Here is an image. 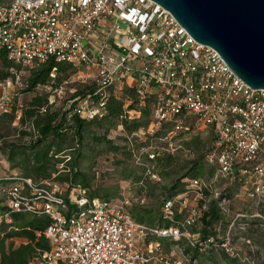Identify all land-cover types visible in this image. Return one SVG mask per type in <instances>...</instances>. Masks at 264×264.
I'll return each mask as SVG.
<instances>
[{
  "label": "built area",
  "instance_id": "obj_1",
  "mask_svg": "<svg viewBox=\"0 0 264 264\" xmlns=\"http://www.w3.org/2000/svg\"><path fill=\"white\" fill-rule=\"evenodd\" d=\"M1 51L23 68L55 58L90 71L95 94L104 101L74 109L86 119L102 117L107 89L134 90L140 107L151 99L152 122L144 133L152 137L165 124H174L160 139L168 146L150 148L151 160L178 152L180 133L211 131L215 141L207 160L216 167L213 180L223 183L215 201L222 215L231 216L217 238L204 241L191 232L209 209L207 200L198 210L187 209L192 192L204 199L207 185L199 179L182 195L167 199L163 215L173 224L164 228L135 221L128 199L101 200L82 188L65 195L52 180L35 183L16 177L0 186L9 214L51 219L43 233L50 250H38L30 264L165 262L155 255L159 244H147L152 236L186 240L194 251L218 250L236 258L235 236L246 229L240 222L253 220L264 230V89L249 87L213 47L198 43L163 6L153 0H10L0 6ZM21 77L19 73L0 83V113L15 106L9 90L25 88ZM128 116L133 119L140 112ZM147 176L158 179L151 171ZM179 198L180 214L186 215L175 222Z\"/></svg>",
  "mask_w": 264,
  "mask_h": 264
},
{
  "label": "trees",
  "instance_id": "obj_2",
  "mask_svg": "<svg viewBox=\"0 0 264 264\" xmlns=\"http://www.w3.org/2000/svg\"><path fill=\"white\" fill-rule=\"evenodd\" d=\"M9 1L0 0V6ZM26 69L29 70V76L23 80L25 84V88L21 89L23 93L35 92L40 87L51 90L55 87L58 88L65 82L64 79L71 70H77L73 64L57 62L55 58L39 63L33 69ZM19 73L23 74L22 67L10 60L5 51H1L0 83L6 82L9 78L14 79ZM52 74H55L54 78H52ZM93 85H86L81 91L77 90L66 111L52 110L54 104L50 102L51 91L36 95L24 107H19L15 101L19 94H15L16 98L12 96L15 106L10 113H4L0 116V154L6 158L11 170L18 169L22 175L12 176L8 179L1 178L0 186L10 185L16 181V177H22L31 179L35 183L44 180H59L67 183L71 189L82 188L89 191L90 177L81 171V165L89 161L92 162L91 165L94 164L97 146L111 149L112 140L108 139L109 133L118 129L119 126H123L130 135L142 129L146 131L149 128L153 115L151 99L144 107H140L137 94L128 88L108 89L112 92H106L105 103L101 106L103 109L101 118L86 119L76 113L74 109L77 107L78 100L83 99L85 102L91 100L95 106L104 101L100 95L95 94L96 87ZM133 110L139 111L140 116L129 119L128 113ZM18 117H20L21 126L27 125L28 129L35 132V135H32L30 131H21L22 137L30 136V140L26 143L8 142V139L13 135V127L11 126ZM173 127V123L165 124L152 137L160 140L172 131ZM187 148H194L196 156L185 166L187 171L181 177V181L174 183L171 190L167 191L166 197L163 198V204L158 208L153 209L143 205L130 208L135 221L144 223L149 227L167 228L173 224L169 219H164L163 215L167 199L182 195L193 180L199 179L208 182L214 177L216 167L208 166L206 159L209 154L207 157L201 155L200 141L196 139L187 143ZM112 150L116 153L119 151V147H112ZM163 155L155 160H151L149 157L148 160L156 161L158 168L166 171L176 161V157L167 153ZM132 177H134V181L141 179L137 182L143 184L142 177L137 174L128 176L126 179ZM143 188L147 187L144 186ZM89 195L101 200L113 198L111 193L100 196L90 192ZM216 204L215 200L210 202L208 211L199 220L203 225L201 231L194 232L199 221L190 228L192 233H199L204 241L217 238L218 232L214 225L222 224L225 229L231 220L230 215L224 216L218 211ZM185 213L178 214L175 210L174 221H182ZM7 214H9V208L0 198V264H30L38 250H50L48 241L43 235L44 230L51 222L48 216L37 217L29 213H13L6 218ZM240 224L257 228L256 222L253 220H244ZM15 239H21L23 242L16 245ZM158 241L159 244L163 243L160 238ZM237 262L236 260L232 264H238Z\"/></svg>",
  "mask_w": 264,
  "mask_h": 264
},
{
  "label": "rangeland",
  "instance_id": "obj_3",
  "mask_svg": "<svg viewBox=\"0 0 264 264\" xmlns=\"http://www.w3.org/2000/svg\"><path fill=\"white\" fill-rule=\"evenodd\" d=\"M9 1V0H8ZM23 74L21 81L29 76V70L23 68ZM90 71L85 70H71L68 76L64 79L65 82L58 88L52 90L38 88L32 93H23L18 85L11 87L10 94L15 97V94H19L16 103L19 107H24L33 97L40 94H45L51 91L50 102L54 104L52 110L61 109L66 111L72 103V98L77 90L81 91L86 85H93ZM94 86V85H93ZM117 92L116 90H114ZM107 93L112 92L106 90ZM93 101L85 102L83 99L78 100V105H84L86 107H95ZM3 113H0V116ZM21 115V113H19ZM136 115V114H134ZM12 136L8 139V142L26 143L30 140V136L22 137L21 131H30L32 135L35 132L28 129L26 126H21L19 118L12 124ZM15 129H17L15 131ZM142 129L137 132V135H130L126 132L123 126H119L118 129L112 130L108 139L112 140L111 149L109 147L97 146L95 152L96 160L91 165V161L83 163L81 165V171L90 177V188L87 192L104 195L105 193H111L113 200H119L125 198L130 201V208H135L137 205H143L148 208L156 209L163 204V198L166 197L167 191H170L174 183L181 181V177L186 173L185 166L196 156L195 149H188L187 143L193 142L198 139L200 141L201 155L211 154L212 146L214 144V136L209 130L195 131V133H180L178 138H182V146L178 152L173 154L176 157V161L167 168L166 171L158 168L156 161H149L150 148H165L168 143L148 136ZM92 144V143H91ZM95 144V143H93ZM112 147H119V151L114 153ZM167 153V152H165ZM179 153V154H177ZM169 154V153H167ZM164 156L163 154L161 157ZM209 167H214L213 163H209L206 159ZM62 168V166H60ZM155 173L158 179L149 178L148 172ZM164 175H163V174ZM139 175L142 177L143 184H139L140 180H135L134 177L126 179L128 176ZM22 175L18 169L11 170L10 164L0 154V178H8L12 176ZM59 186L63 194H69L72 189L68 187V184L62 181H53ZM206 188L204 190V199L201 201L197 195V191L192 192L188 199V210L202 208L204 201L209 203L215 200L216 194H220L223 188V183L216 182L210 179L208 182L205 180ZM190 185V184H189ZM146 186L147 188H143ZM205 187V186H204ZM75 194H78L77 190H74ZM200 194V192H199ZM176 204L175 210L180 214L181 205L180 201ZM239 205L236 206L238 208ZM185 212V211H183ZM217 232L222 233L225 231L224 225H214ZM203 228L202 222L199 221L198 226L194 229V232L201 231ZM245 240H249L251 244L244 243ZM16 245L23 242L21 239H15ZM158 243V239L155 236L149 237L148 243ZM236 246V258L229 257L220 251H213L206 249L204 251L194 250L188 245L186 240L176 241L173 239H166L163 243L159 244L158 249L155 251V255L163 261H169L171 264H232L234 261H238V264H264V230L246 227L245 231H238V235L235 236ZM196 253V255L193 254ZM191 260V261H187ZM165 262L153 259L150 264H165Z\"/></svg>",
  "mask_w": 264,
  "mask_h": 264
},
{
  "label": "water",
  "instance_id": "obj_4",
  "mask_svg": "<svg viewBox=\"0 0 264 264\" xmlns=\"http://www.w3.org/2000/svg\"><path fill=\"white\" fill-rule=\"evenodd\" d=\"M213 47L252 89H264V0H153Z\"/></svg>",
  "mask_w": 264,
  "mask_h": 264
},
{
  "label": "crops",
  "instance_id": "obj_5",
  "mask_svg": "<svg viewBox=\"0 0 264 264\" xmlns=\"http://www.w3.org/2000/svg\"><path fill=\"white\" fill-rule=\"evenodd\" d=\"M0 91H1V88H0ZM18 176V175H17ZM8 178H11V177H8ZM8 178H3V179H8ZM1 179V178H0ZM157 239H159V238H157ZM163 241H165L166 239H162ZM155 244H159V241H158V243H155ZM193 254H194V252H193Z\"/></svg>",
  "mask_w": 264,
  "mask_h": 264
}]
</instances>
